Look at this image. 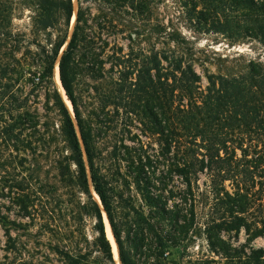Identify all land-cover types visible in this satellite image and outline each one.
I'll use <instances>...</instances> for the list:
<instances>
[{
	"label": "trees",
	"instance_id": "1",
	"mask_svg": "<svg viewBox=\"0 0 264 264\" xmlns=\"http://www.w3.org/2000/svg\"><path fill=\"white\" fill-rule=\"evenodd\" d=\"M87 1L77 0L76 22L69 40L68 33L53 39V34L46 32L44 44L39 42L40 58L32 60L39 70L29 72L24 83L28 91L24 105L17 96L20 90L15 85L19 80L0 91V154H19L31 146L27 137L38 132V123L36 114L27 109L28 94L51 89L60 117L56 135L62 136L71 152L63 161L75 165L72 179L87 197L83 211L94 220L91 248L98 255L97 264H114L102 208L118 247L120 264H134L136 252L152 257L157 264H168L171 249L182 246L197 231L206 239L209 252L224 260L223 264H264V249L250 245L264 235V65L251 62L247 70L234 76L209 73L204 84L183 53L140 46L150 43L156 33L143 27L150 20L152 0H99L104 8L99 22L103 31L137 43V53L133 48L124 53L116 43L109 48L108 34L103 38L85 33L83 4ZM188 1L194 9L199 3L203 6L197 12L199 20L221 25V31L229 37L255 39L264 47V0ZM55 11L61 12L68 23L73 16V0H41L39 32L54 27ZM118 13L122 18L112 17ZM58 58L60 82L73 107L91 185L102 208L90 192L72 116L53 82ZM80 58L95 79L109 80L111 89L102 98L104 106L111 98L114 104L128 98L126 106L140 117L137 147H115L113 152L118 161L126 163L121 181L126 187L132 183L137 192V208L131 197L129 202L124 200L133 211L132 219L124 224L125 235L113 215L112 201L117 195L109 179L95 169L78 111L74 81ZM135 59L137 64H133ZM134 74L136 78L132 79ZM4 90L12 105L4 101ZM202 202L207 211L199 222L196 207ZM242 230L247 247L233 245L228 237ZM56 251L64 264L95 263L91 251L82 248ZM201 264L221 262L212 259Z\"/></svg>",
	"mask_w": 264,
	"mask_h": 264
},
{
	"label": "rangeland",
	"instance_id": "2",
	"mask_svg": "<svg viewBox=\"0 0 264 264\" xmlns=\"http://www.w3.org/2000/svg\"><path fill=\"white\" fill-rule=\"evenodd\" d=\"M199 4L194 9L188 0H152L150 20L143 27L146 31L154 29L156 33L150 43L140 46L149 50L155 47L183 53L194 64L204 84L205 76L209 73L234 76L247 70L251 62L264 65V47L257 40L234 39L221 31V25L199 20L197 12L203 9ZM102 9L103 2L99 0H89L83 4L84 18L87 20L85 24L82 23L85 33L103 38L108 34L109 48L116 43L124 53H129L132 48L137 53V43L131 44L121 34L103 31L99 25ZM40 10L41 0H0V91H3V86L19 80V85L16 83L15 86L20 90L17 96L22 104L28 93L24 83L30 76L29 72L39 70L32 64V60L36 62L40 58L39 42L44 44L46 32H51L53 39L59 34L68 33L69 40L76 22L78 2L73 0V16L68 23L61 12L55 11L54 27L45 32L37 30ZM115 16L122 18L119 13L112 17ZM78 56L76 59H79ZM58 63L57 59L53 82L72 116L86 164L90 192L102 208L99 196L91 185L87 156L73 107L62 85L55 81ZM133 64H137V59ZM86 67L87 64L80 58L74 81L78 111L89 138L95 169L109 179L117 195L112 201L113 215L118 228L125 235L127 228L124 224L132 219L133 211L127 208L124 200L129 202L131 197L137 208V192L132 183L126 187L121 181L126 173V163L118 161L113 152L115 147L121 150L124 146L137 147V135L141 133L140 117L126 106L128 98L118 104H114L111 98L104 106L102 98L111 89L109 80L95 79L86 71ZM135 74L132 79L136 78ZM2 93L4 101L12 105L8 92L4 90ZM28 95L27 109L37 115L38 132L27 137L31 146L26 151L0 154V264H64L56 248L91 251V260L97 264L95 259L98 255L91 248L95 237L94 220L83 211L87 197L72 179L75 165L63 161L71 152L62 136L56 135L60 117L54 108L52 91L38 89ZM25 133L29 135L30 131L26 130ZM41 138L44 140L41 141ZM120 173L121 176L118 175ZM196 209L199 222H202L207 205L202 202ZM102 215L114 264H120L118 247L103 208ZM107 225L112 241L108 237ZM228 237L235 246H249L243 230L238 235L233 233ZM192 238L182 246L171 249V262L168 264H201L202 260L212 259L221 264L225 262L209 252L207 241L200 231ZM250 245L264 249V235ZM133 263L157 264V260L147 255H137L136 252Z\"/></svg>",
	"mask_w": 264,
	"mask_h": 264
},
{
	"label": "bare ground",
	"instance_id": "3",
	"mask_svg": "<svg viewBox=\"0 0 264 264\" xmlns=\"http://www.w3.org/2000/svg\"><path fill=\"white\" fill-rule=\"evenodd\" d=\"M55 81L57 82V84L60 86L61 84H60V82H59V73H58V67L56 66V69H55ZM60 89L62 90V88L60 87ZM63 91V90H62ZM106 229H107V231H108V237H109V239L112 241L113 240V238H112V236H111V232H110V229H109V226L107 225V227H106ZM115 253H116V251H115ZM117 254V253H116Z\"/></svg>",
	"mask_w": 264,
	"mask_h": 264
},
{
	"label": "water",
	"instance_id": "4",
	"mask_svg": "<svg viewBox=\"0 0 264 264\" xmlns=\"http://www.w3.org/2000/svg\"><path fill=\"white\" fill-rule=\"evenodd\" d=\"M60 56H61V54H60ZM60 56H59V58H60ZM59 58H58V61H59ZM59 65V64H58ZM58 73H59V66H58ZM59 80H60V78H59Z\"/></svg>",
	"mask_w": 264,
	"mask_h": 264
}]
</instances>
